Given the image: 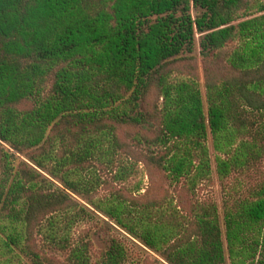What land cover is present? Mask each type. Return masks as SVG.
<instances>
[{
	"label": "trees",
	"instance_id": "obj_1",
	"mask_svg": "<svg viewBox=\"0 0 264 264\" xmlns=\"http://www.w3.org/2000/svg\"><path fill=\"white\" fill-rule=\"evenodd\" d=\"M244 1L0 0V264H264V1L237 20ZM198 37L207 112L175 74ZM213 163L222 211L197 195ZM147 166L189 210L142 192Z\"/></svg>",
	"mask_w": 264,
	"mask_h": 264
},
{
	"label": "rangeland",
	"instance_id": "obj_2",
	"mask_svg": "<svg viewBox=\"0 0 264 264\" xmlns=\"http://www.w3.org/2000/svg\"><path fill=\"white\" fill-rule=\"evenodd\" d=\"M245 1L242 3L241 8L238 11L237 20L242 19V17L244 16L253 15L257 13L256 3L259 0H247L246 2ZM260 1H264V0H260ZM230 46H229V49H230ZM199 52H200V46H199V37H198L197 45L194 51L191 53L185 52L184 54L181 55L180 60L176 63L175 74L181 78H195L198 80L200 88L203 92L204 99H205V111L207 112V104H206V98H205V85H204V71H203V64L201 62ZM224 72L225 74L226 73L229 74L227 70H225ZM224 72L219 71V73L222 75H224ZM157 99H158L157 93L156 92L152 93L148 97L149 106L153 107L154 104L157 103ZM208 145L211 150V153L213 154V143H212L211 135L208 140ZM145 169H146L147 175L144 180L145 186H144V189L142 190L143 193L146 192L147 189L151 190L152 195L156 196L157 198H159L160 196L163 197L164 195L172 194L175 197L176 202L180 203L181 201L185 209L189 210L188 209V205L190 202L189 197L186 194V192L182 190L181 185H175L173 187H169V184L164 179L161 173L150 168L149 166L145 167ZM263 169H264V166H263ZM254 175H255L254 179L256 180V174H253V176ZM197 195L198 197L202 199L212 197L217 202L220 210L222 211L223 188L217 177L214 163H213L212 178L204 181L202 184L199 185ZM93 239L96 243L97 248L104 247L105 245L104 241L100 239L97 234L93 235ZM145 259H150L151 261L153 260L163 261L162 258L154 251H151L150 249L142 247V246L132 245V251L130 253L129 260L143 261Z\"/></svg>",
	"mask_w": 264,
	"mask_h": 264
}]
</instances>
